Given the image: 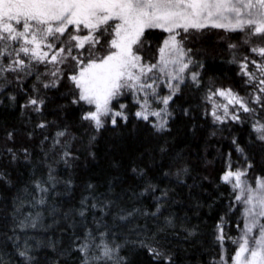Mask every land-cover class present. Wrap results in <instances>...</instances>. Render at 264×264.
<instances>
[{
  "label": "snow or ice",
  "instance_id": "1",
  "mask_svg": "<svg viewBox=\"0 0 264 264\" xmlns=\"http://www.w3.org/2000/svg\"><path fill=\"white\" fill-rule=\"evenodd\" d=\"M211 29L241 36L227 45L234 83L208 75L198 58L204 53L187 46ZM6 101L25 116L28 139L39 133L40 156L7 144L0 151L9 162L22 155L32 164L0 223V264H193L189 251L206 254V264H264V156L253 152L259 145L264 153V0H0V105ZM70 106L79 110L75 123L92 129L90 147L101 129L126 125L130 115L166 133L179 110L194 134L201 128H210L212 137L227 132L231 147L216 149L223 162L213 181L216 195L206 205L193 201L215 213L210 238L188 213L175 210L180 202L171 181L157 182L175 177L191 195L209 179L193 177V164L182 150L170 151L167 140L157 144L160 157H169L167 167L157 166L150 152L149 166L133 163L134 182L125 185L113 160L119 174L109 175L104 191L89 180L78 206L59 210L53 194L60 195L61 183L70 190L74 181L58 177L57 164L74 167L80 159L74 142L81 138L67 122ZM245 124L242 144L234 126ZM16 134L6 131L8 144H16ZM0 179L13 183L4 170ZM61 222L66 243L44 235Z\"/></svg>",
  "mask_w": 264,
  "mask_h": 264
},
{
  "label": "trees",
  "instance_id": "2",
  "mask_svg": "<svg viewBox=\"0 0 264 264\" xmlns=\"http://www.w3.org/2000/svg\"><path fill=\"white\" fill-rule=\"evenodd\" d=\"M161 30H152V36L159 35ZM192 42L187 46L193 49L202 51L204 54L201 58L204 60L207 68L208 75L215 76L219 79L220 83H234L236 81L235 72L232 70L234 65L229 63L231 56L227 45L231 42L239 43L241 36L234 33H226V30L211 29L204 31L201 34L195 35L192 38ZM189 90H185V97H188ZM55 103H64L62 100H57ZM180 103V101H177ZM54 107V105H53ZM132 107L130 103V108ZM69 113L67 122L73 124V131L81 138L74 142V150L80 159L75 162V166H66L62 162L57 164L56 175L62 180L72 179L74 184L71 189L65 188L63 183L57 187V192L60 195L52 196L53 202H58V209L68 211L73 206H78V202L82 195L87 193L84 191L86 183L91 180L99 184V190H105V181L109 178V175H118L119 173L112 167V161H119L121 168L120 172L124 173L121 177L125 185L134 182L133 175L130 168L133 163L143 164L145 167L149 166V153H154L157 166L164 164L167 167L168 156L161 158L158 153V142L167 140L169 142L170 151H183L186 158L193 164L194 172L193 177L206 176L208 180L202 181V187H196L189 194L188 188L184 185H177L175 183V177L161 178L157 181L164 186L169 185L171 181V187L175 189L177 193L176 199L180 202L176 206V211L182 216L185 212L188 213L191 223L199 224L204 237L210 238L209 233L212 228V217L214 212H209L207 207L196 208L193 201L199 200L201 204H207L210 201L211 196H215L213 181L217 180V176L222 169L223 162L216 160V149L220 147L226 151L231 147L226 139L228 133L225 132L223 136L212 137L209 135L210 128H201L195 134L189 124L186 117L178 112V116L173 123L172 130L166 133H156L145 122L136 120L131 117L129 122L125 125L121 122V126L116 128L112 126H106L101 129L97 134V139L90 147L87 143L88 135L92 133V129L88 124L75 123L76 117L79 115V110L73 107L65 109ZM52 119L51 116L47 117ZM59 118V117H57ZM35 121V117L32 118ZM202 125L205 124L204 120H201ZM15 128L16 144L11 145L7 143L6 131ZM27 128L25 116L19 111L18 105L13 107L8 105L7 101L4 105H0V151L6 146H14L17 149L21 147H28L33 152L35 158L40 156V148L38 147V141L40 139L39 133L33 139H28L24 135V131ZM48 130V132H50ZM234 131L237 133L242 144L247 142L248 126H234ZM48 134V133H45ZM95 151L97 153L96 159H91L88 156L89 151ZM257 158L264 156V153L259 152V145H256L253 149ZM143 153V158L140 154ZM233 159H240L238 154L233 151ZM212 161V163H208ZM243 161H241L242 163ZM44 166H41L43 170ZM260 169V165H257V170ZM0 170L6 171L8 178L13 181L12 184H7L4 180L0 179V223L6 213L11 212V200L12 198L24 187L25 183L30 179L32 173V164L19 158L15 162H9L7 156H0ZM150 173L152 169H149ZM138 180V178H136ZM218 182V181H217ZM188 185L193 183L192 179L187 180ZM206 189L207 191H204ZM220 191H227L226 188L221 187ZM148 203V201H146ZM199 213L197 217L196 213ZM46 223L51 225L52 219L50 215L45 213ZM57 219H60L57 217ZM203 221V222H202ZM64 223L61 222L59 226H53L48 229L44 235L47 237H55L57 240L63 239L67 242V236L62 234V228ZM42 230L37 231V235H41ZM235 234V233H233ZM197 247H199L197 245ZM41 251H44L42 249ZM51 255V250H47ZM40 254V253H37ZM188 261H202L204 264L207 262V255H201L198 252L189 251Z\"/></svg>",
  "mask_w": 264,
  "mask_h": 264
}]
</instances>
